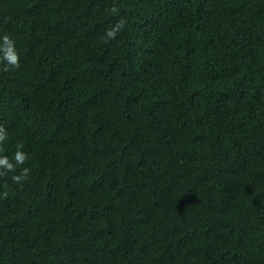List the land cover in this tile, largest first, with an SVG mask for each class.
Wrapping results in <instances>:
<instances>
[{
	"label": "trees",
	"instance_id": "obj_1",
	"mask_svg": "<svg viewBox=\"0 0 264 264\" xmlns=\"http://www.w3.org/2000/svg\"><path fill=\"white\" fill-rule=\"evenodd\" d=\"M0 128V264H264V0H0Z\"/></svg>",
	"mask_w": 264,
	"mask_h": 264
},
{
	"label": "clouds",
	"instance_id": "obj_2",
	"mask_svg": "<svg viewBox=\"0 0 264 264\" xmlns=\"http://www.w3.org/2000/svg\"><path fill=\"white\" fill-rule=\"evenodd\" d=\"M109 35L112 36L113 33H109ZM7 40H8V38L5 37V41L6 42H7ZM4 59H6L10 65H13V66H16V67L19 66V63H18L19 58H18V56L15 53H10V54L6 55L4 57ZM4 139H5L4 130L2 128H0V143H2L4 141ZM15 159H16L18 164H23L24 161L26 160V155L24 153L18 151L16 153ZM0 167L7 168L8 170H14L13 165L9 163L7 157L0 158ZM27 172H28V169H24L23 170V175L26 176ZM13 179L15 181L19 182L21 177L20 176H16Z\"/></svg>",
	"mask_w": 264,
	"mask_h": 264
}]
</instances>
